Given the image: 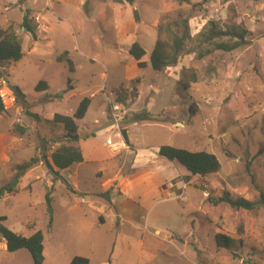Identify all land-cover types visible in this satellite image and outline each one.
I'll use <instances>...</instances> for the list:
<instances>
[{"label":"rangeland","instance_id":"1","mask_svg":"<svg viewBox=\"0 0 264 264\" xmlns=\"http://www.w3.org/2000/svg\"><path fill=\"white\" fill-rule=\"evenodd\" d=\"M189 1L0 0V27L14 31L22 49L19 60L0 66L22 94L9 88L15 99L0 98V132L7 135L0 187L14 181L17 165L43 152L50 157L65 132L49 120L71 115L90 97L77 121L84 162L59 171L83 191L67 190L39 160L18 175L17 191L0 198L7 228L24 236L42 231V264H69L75 255L89 264H264V205L245 210L207 200L227 192L253 201L264 193V0ZM26 10L36 40L20 26ZM178 15L189 17L192 36L208 20L241 25L247 43L203 59L184 54L155 71L149 55L157 25ZM134 41L145 50L144 68L128 53ZM64 52L73 72L56 59ZM183 67L198 75L186 91L178 85ZM40 80L47 89H35ZM113 103L120 105L117 121ZM141 114L153 119L136 118ZM162 145L212 153L220 169L191 175L158 155ZM130 175L138 178L122 187L119 177ZM217 232L233 239L230 249L216 246ZM3 241L0 264H33L26 249L8 252Z\"/></svg>","mask_w":264,"mask_h":264},{"label":"trees","instance_id":"2","mask_svg":"<svg viewBox=\"0 0 264 264\" xmlns=\"http://www.w3.org/2000/svg\"><path fill=\"white\" fill-rule=\"evenodd\" d=\"M126 1L129 3L134 2V0ZM177 1H186L187 3L190 2L189 0ZM188 19V16L178 15L175 19L166 20L164 18L159 21L156 28L155 43L149 55V63L153 70L161 72L167 67L175 66L178 59L184 54L194 53L196 59H203L215 50L229 52L247 43L246 36L248 31L241 25H231L230 27L222 28L216 21L208 20L203 27L192 36L189 31ZM20 26L30 34L33 40H36V26L30 23L29 10L25 11ZM128 53L136 61L137 67L144 68L146 66L145 61L142 60V57L145 55V50L138 42L134 41L129 46ZM66 54L67 53L64 52L56 59L58 61L65 59L68 62L69 70L73 72L74 67L72 61H70L67 57L63 58ZM21 56V44L15 32L9 28L0 27V66L9 62H15L19 60ZM211 68L212 67H209L208 69L210 70ZM197 81L198 75L195 69L191 67H183L180 70L178 80L180 89L186 91ZM47 87L48 85L44 80L38 81L35 85L36 90H45ZM16 93L22 95L18 88ZM89 104L90 97L85 96L79 101L75 111L71 115H64L60 113L53 114L49 121L62 125L65 132L61 139L53 141L61 143L51 152L49 159L43 152L41 159L36 156H32L29 160L17 165L15 169L16 177L14 178V181L9 180L0 187V198L6 193L9 194L17 191L16 178L18 175L32 167L39 160H42L45 163L50 173L55 174L56 178H60L67 190L74 193L72 186L63 176L60 175L59 171L83 160L82 150L78 145H76V142L79 140V136L77 134V121L84 117ZM194 106L191 105L189 107L191 115L195 112ZM2 112H4V105L0 99V113ZM136 118L146 120L153 119L152 117H148L146 114H141V116L139 115V117ZM20 131H23L22 127H20ZM121 134L125 142L128 143L126 132L123 130ZM46 140L47 139L41 138L42 146ZM263 152L264 146L260 147L258 154ZM157 153L159 156H162L169 161L178 162L191 175L205 176L216 173L220 169V163L217 157L209 152L190 151L185 148L162 145L158 148ZM46 200L49 206V194L46 195ZM207 200L212 205L225 203L234 209L253 210L261 205H264V193L261 191L259 198L253 201L241 197L232 198L227 192H224L218 197L208 195ZM5 219V216L0 215V236L5 241L6 250L8 252H14L24 248L29 252L33 264H42L44 261L42 231L37 229L29 236H24L7 228L4 224ZM51 221L52 217L50 214L48 227ZM214 240L217 247L225 249H230L233 243V239L229 235L222 232H217ZM248 263L257 264L254 261H248ZM69 264H89V260L84 256L75 255L71 258Z\"/></svg>","mask_w":264,"mask_h":264},{"label":"crops","instance_id":"3","mask_svg":"<svg viewBox=\"0 0 264 264\" xmlns=\"http://www.w3.org/2000/svg\"><path fill=\"white\" fill-rule=\"evenodd\" d=\"M133 124H135V122H133ZM125 128V127H124ZM125 130V132H126V128L124 129ZM127 134V133H126ZM6 134H4V133H1L0 132V163L2 162V161H4V159L5 158H7V154H6V152H5V142H6ZM128 139V138H127ZM107 142H109V141H107ZM124 145V141L123 142H121L120 143V145ZM76 145H78L79 147H80V145H79V140L76 142ZM81 148V147H80ZM125 148H129V149H131V151H132V149H133V154H134V157L136 156V151L134 150V148H132V147H130V145L129 144H127V145H125ZM82 150V149H81ZM82 155L84 156V154L82 153ZM47 157H48V159H49V156L47 155ZM84 159L85 158H83V160L81 161V162H84ZM135 159V158H134ZM40 161H42V160H40ZM81 162H78V163H75V164H77V165H79V164H81ZM41 163V162H40ZM76 172H77V170H76ZM116 175V174H115ZM112 178L113 177H115V176H111ZM112 178H109V182L108 183H111V184H114L115 183V181H114V179H112ZM120 179H121V184H122V187L124 186H127V184H129V183H131L132 181H134L135 179H137L138 178V176L137 175H130V176H123V177H119ZM161 185V184H160ZM71 186H72V188H73V191H74V193H76V192H78V193H80V191H83V189L79 186V184L78 183H76V182H73V180H71ZM120 186V185H119ZM121 187V188H122ZM81 188V189H80ZM119 188V187H118ZM158 188H160V186H159V184H158ZM86 192V191H85ZM84 192V193H85ZM97 193H95V195H96ZM3 247L4 248H6V245H5V241H3Z\"/></svg>","mask_w":264,"mask_h":264},{"label":"built area","instance_id":"4","mask_svg":"<svg viewBox=\"0 0 264 264\" xmlns=\"http://www.w3.org/2000/svg\"><path fill=\"white\" fill-rule=\"evenodd\" d=\"M10 86L7 84V82L5 81L4 77L0 76V98L4 99L5 95L7 94L8 96H6L7 98L10 97L11 101H13L14 98V94L11 93L9 91ZM111 109H112V114L113 116H115V121H117L119 119V117L117 116V111L120 110V105L119 104H111Z\"/></svg>","mask_w":264,"mask_h":264},{"label":"water","instance_id":"5","mask_svg":"<svg viewBox=\"0 0 264 264\" xmlns=\"http://www.w3.org/2000/svg\"><path fill=\"white\" fill-rule=\"evenodd\" d=\"M10 89H11L13 92H16V91H17V87H15V86H10Z\"/></svg>","mask_w":264,"mask_h":264}]
</instances>
